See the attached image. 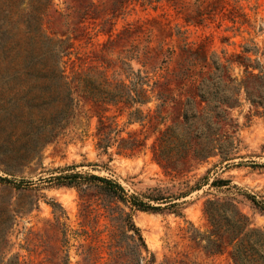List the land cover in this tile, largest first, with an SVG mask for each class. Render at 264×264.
<instances>
[{
	"label": "rangeland",
	"instance_id": "1",
	"mask_svg": "<svg viewBox=\"0 0 264 264\" xmlns=\"http://www.w3.org/2000/svg\"><path fill=\"white\" fill-rule=\"evenodd\" d=\"M183 1L186 6L178 13L167 0H123L117 11L115 0H0V264H128L125 258L111 255L110 235L116 224L101 198L91 189L81 196L73 186L48 180L50 175L68 172L67 168L115 179L128 194L140 198L152 188H161L163 196L187 191L176 198L181 202L179 214L124 206L153 254V264H233L229 247L216 253L203 248L210 229L203 210L208 199L233 201L248 217L249 228L264 229V103H251L242 88L238 103L228 109L232 119L228 132L233 139L229 158L211 155L193 161L182 175H169L152 157L157 131L144 117L152 113L154 99L135 106L142 110L141 120L138 115H127L126 109L119 112L108 106L104 116L115 124L117 134L111 133L110 145L103 152L96 146L97 115L90 102L78 95L73 114L49 138L54 115H50L46 94L33 80L35 71L26 75L18 64L21 56L43 49L46 37L70 42L62 58L68 74L98 64L92 55L101 52L110 60L125 56L133 69L147 70L148 76L156 78L177 66L184 43L192 48L203 45L209 60L213 55L224 61L234 54L262 59L264 0H221L222 8L212 16L194 19L195 0ZM151 19L168 33L160 35L154 27L148 37L139 35L132 43L140 51L148 47L153 55L159 48L171 50L169 55L152 58L154 72L149 64L142 66L134 58L128 43L112 51L101 50L124 27ZM245 45L249 51H244ZM111 71L108 68L107 73ZM252 71L257 73V69ZM230 73L237 81L245 77L243 66L235 62ZM247 82L249 87L259 86L256 79ZM128 135L145 136L144 144L131 155L118 151L119 140ZM117 205L122 206L115 201V209ZM83 206H87L85 215ZM6 209L11 214L7 220Z\"/></svg>",
	"mask_w": 264,
	"mask_h": 264
},
{
	"label": "trees",
	"instance_id": "2",
	"mask_svg": "<svg viewBox=\"0 0 264 264\" xmlns=\"http://www.w3.org/2000/svg\"><path fill=\"white\" fill-rule=\"evenodd\" d=\"M167 1L178 13L186 6L183 0ZM122 2L115 0V11L120 9ZM195 3L193 19L203 14L212 16L222 8L221 0H195ZM231 15L233 20L239 14ZM154 27L160 35L168 33L159 21L151 19L146 23L124 27L108 39L101 50L112 51L114 47L128 43L129 49L135 52L134 58L142 66L149 64L154 72L156 69L151 65L152 58L165 52L169 55L171 50L159 48L153 55L148 47L143 46L140 51L137 50L138 45L132 43L139 35L148 37ZM46 40L48 42L43 49L37 54L21 56L18 64L26 75L30 70L35 71L33 80L46 94L51 107L50 115H54L49 138L55 137L63 128L65 119L73 114L75 95H78L90 102L91 110L97 115L96 146L106 152L112 139L111 133L117 134L115 124L108 122L104 116L108 106H115L119 112L126 109L127 115H138L137 118L141 120L139 115L142 110L135 106L154 99L156 103L152 113H146L144 117L148 116L147 122L153 131H157L151 146L152 157L169 175H182L193 161H201L211 155L218 154L221 160L229 158L233 139L228 132L232 125L228 109L238 103L241 88L251 103H264V50L261 52L262 59L255 57L251 60L234 54L220 61L213 55L209 60L203 45L192 48L184 43L177 66L153 78L148 76L147 70L133 69L131 63L125 61L127 57L117 56L115 60H110L101 52L92 55L98 64L89 66L86 71L68 74L62 58L67 55L70 42L63 39L52 41L47 37ZM252 49L258 53L257 47ZM249 50L245 45L244 51ZM233 62L243 66L245 77L239 81L230 73ZM102 65L105 68L99 69ZM108 68L112 70L111 74L107 73ZM157 68L162 69L163 66L158 65ZM253 69H257V73H253ZM120 73L123 74L122 78L118 77ZM250 78L258 80L259 86L249 87L247 81ZM39 98L41 104L44 103L42 95ZM159 125L163 127L159 128ZM144 140L145 136L139 139L128 135V138L119 140L118 151L131 155L144 144ZM67 169L68 172L50 175L48 180L56 185L73 186L81 196H86L87 190L91 189L101 198L109 219L116 224L109 243V247L113 248L112 257L125 258L128 264H153L154 256L149 253L139 227L133 223L130 212L125 211L124 206L149 211L169 209L179 214L181 202L176 198L187 191H180L175 196H163L161 188H152L147 195H142L143 199L128 194L115 179ZM115 201L122 206L117 205L115 209ZM251 201L259 206L255 199ZM110 203L114 205L110 206ZM86 207L83 206L82 215L86 214ZM203 210L210 225L204 249L216 253L229 247L233 264H264V229L249 228L248 217L233 201L208 199ZM3 213L6 220L11 217L7 209Z\"/></svg>",
	"mask_w": 264,
	"mask_h": 264
}]
</instances>
